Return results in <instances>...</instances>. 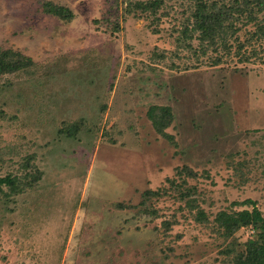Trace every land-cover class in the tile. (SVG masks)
<instances>
[{"label": "rangeland", "instance_id": "374dc122", "mask_svg": "<svg viewBox=\"0 0 264 264\" xmlns=\"http://www.w3.org/2000/svg\"><path fill=\"white\" fill-rule=\"evenodd\" d=\"M50 1L73 18L42 13L38 0H0V49L34 63L0 75V176L40 171L0 198V264H225L226 241L178 210L167 179L193 186L208 219L246 198L264 215V40L201 55L195 39L175 43L183 0H164L153 24L123 14L125 0ZM251 29L240 26L237 40ZM152 104L170 107L173 143L151 127ZM183 166L195 177L178 175ZM159 188L155 215L137 212L141 192ZM162 220L174 223L163 231Z\"/></svg>", "mask_w": 264, "mask_h": 264}, {"label": "trees", "instance_id": "16d2710c", "mask_svg": "<svg viewBox=\"0 0 264 264\" xmlns=\"http://www.w3.org/2000/svg\"><path fill=\"white\" fill-rule=\"evenodd\" d=\"M186 2L183 20L180 22L175 36L177 47L191 48L190 41L195 39L199 53L205 54L210 49L218 52L223 50L229 53L230 39L234 40L236 45V54L250 40H264V0H183ZM42 13L52 15L61 21H70L73 18V12L65 5L54 3L50 0H38ZM164 0H125L122 8L123 14L132 17L148 18L149 24L159 20L164 11L158 13ZM251 23L252 29L247 31V37L243 41H238L235 33L240 26ZM239 24V26H237ZM117 29V23L114 24ZM153 32L156 28L151 29ZM192 50V49H191ZM251 53L242 55L240 60L247 61L249 55L255 54L254 49ZM195 52V50H194ZM162 56V54H156ZM212 64L220 62L219 56L212 59ZM33 61L27 55L19 50L0 49V75L17 71H27L33 66ZM146 117L151 127L161 137L173 143V137L165 132V128L172 120V113L169 106L149 105L146 110ZM81 121H74L66 124L59 129L65 134L79 130ZM73 136V135H70ZM264 151V143L262 144ZM31 156L23 159L20 167L23 169L32 168L29 164ZM184 171L187 176L195 177V172L186 166L180 168L177 174ZM40 178V171L34 168L32 171H25L23 174L7 173L0 176V198L8 201L16 195L22 193L26 188H31ZM170 188L176 192V198L183 200V206L178 210L186 208L191 213L194 222L201 225H210L213 232H216L226 241L225 245L218 252L225 257V264H264V215L257 209L255 202L251 199L241 201H232L229 208L221 209L213 214L211 219L209 215L198 205L193 186H186L185 180L175 183L173 179H167ZM166 189L150 190L145 189L141 192V200L138 202L139 213L155 215L148 201L150 198H157L165 194ZM117 208H125L128 205L122 202L113 204ZM233 206H249L250 208L233 209ZM174 221L162 220L161 226L166 231ZM243 228H249L251 233L247 236L243 234Z\"/></svg>", "mask_w": 264, "mask_h": 264}]
</instances>
